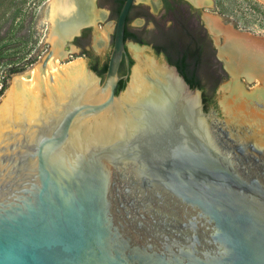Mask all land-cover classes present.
Instances as JSON below:
<instances>
[{
  "label": "water",
  "instance_id": "obj_1",
  "mask_svg": "<svg viewBox=\"0 0 264 264\" xmlns=\"http://www.w3.org/2000/svg\"><path fill=\"white\" fill-rule=\"evenodd\" d=\"M136 1L120 10L103 76L50 51L12 79L0 103V264H264V172L252 170L264 156V109L236 94L263 88L253 76L264 55L226 37L224 64L247 78L208 113L203 91L166 58L170 72L129 84ZM66 25L73 39L84 27Z\"/></svg>",
  "mask_w": 264,
  "mask_h": 264
},
{
  "label": "rangeland",
  "instance_id": "obj_2",
  "mask_svg": "<svg viewBox=\"0 0 264 264\" xmlns=\"http://www.w3.org/2000/svg\"><path fill=\"white\" fill-rule=\"evenodd\" d=\"M52 1L53 0H0V29L4 32L8 28H11L15 41L19 43V46L8 51V54H11V57L8 59L14 61L13 65L19 66L24 65V63L28 62L32 57L37 59L27 70L13 75L9 81V87L13 78L36 67L50 51H53L52 56L54 57L75 65L81 62L86 69L90 67L89 59L80 54L79 49H77L74 44V39L70 38L69 34H63L58 31L54 27V23L46 18V12ZM152 1H155V3H152ZM195 1L198 2V6H194L192 3V11L187 9V5H183V11L188 17L189 28L196 32L199 31L204 35V30L208 28L204 18L208 16L211 18L214 27L222 32L219 36L210 32L211 38L214 39L213 45L211 44L212 73L214 76L217 75V73L219 74V67L221 65L220 59L224 58L227 62L230 61V58L220 49L221 44L224 43L226 37H228L227 34H225L226 30L227 32H233L234 35H243L256 45H259L264 37L263 1L211 0L210 5L203 0ZM97 3L99 4V8L106 12L107 16L104 19H98L94 24H91L92 26L90 24L88 25V27H90V36L87 38L86 42L87 45L93 49L95 55H98L101 59H105L106 55L112 51L117 17H114L110 11L109 0H97ZM142 3H145L148 10L152 13L151 19L149 22H146L134 16L130 24L132 29L147 32V35L154 39L159 34L157 31L159 26L162 27V25H164L165 28H169L175 23L174 17H172V14L166 12L160 0L136 1L137 6H140ZM197 7H202L203 12L200 13V9ZM185 9L188 10V12ZM96 10L99 12L98 9ZM138 10L139 8L136 9V12ZM24 33L31 35L29 40L25 43L20 42L21 35ZM128 45L131 46L130 49L132 50L133 42L128 41ZM143 49L145 50V55L152 57L161 64L165 63V57L163 55H158L151 45ZM215 56L218 57V60H215ZM137 64L136 60H133V69L127 80L129 84L132 82L131 76ZM3 69L4 68L0 70ZM238 77L232 78L231 75H228L218 84L213 95L214 103L210 107L219 103L237 81ZM213 82L212 79V84ZM8 90L9 88L2 96L1 101Z\"/></svg>",
  "mask_w": 264,
  "mask_h": 264
},
{
  "label": "trees",
  "instance_id": "obj_3",
  "mask_svg": "<svg viewBox=\"0 0 264 264\" xmlns=\"http://www.w3.org/2000/svg\"><path fill=\"white\" fill-rule=\"evenodd\" d=\"M124 2L125 0H117V15H119ZM164 2L167 13H171L174 17L175 25L168 29L163 28V30L156 37V40H158V42L154 44V49L158 54L163 53L171 64L178 67L181 74L185 76L187 81L192 82L193 74L191 71V66L193 65V62L194 65H197L200 61V58L203 56V52L205 51V44L201 36H199L200 34L194 30H191L188 26V17L183 11V5L187 4L186 1L164 0ZM187 7L188 10L192 11L191 6L187 5ZM188 10L186 11L188 12ZM12 34L13 31L11 28H8L4 32H2L0 29V69L4 68L3 70H0V102L2 96L9 88V81L12 76L24 72L37 60L35 57H32L28 60V62H25L24 65H13L14 61H10V59H8L11 57V54H8V51L19 46V43L15 41ZM132 34L133 33L129 29H127L126 39L130 38L131 36L134 37V34ZM30 37V34L24 33L21 35L20 42L25 43L29 40ZM134 38L140 44H151L150 41H146L140 36H135ZM210 54L212 56V48L210 50ZM132 64L133 60H131V65ZM92 67L100 75L103 76L107 71L108 62L104 64V66H100L99 63H93ZM125 72L126 66L125 62H123L120 74H125ZM222 80L223 78H221L220 76H218L216 79H213L214 82L212 84V89L214 91ZM125 85L126 80L121 81L119 86L117 87V93L124 89Z\"/></svg>",
  "mask_w": 264,
  "mask_h": 264
},
{
  "label": "flooded vegetation",
  "instance_id": "obj_4",
  "mask_svg": "<svg viewBox=\"0 0 264 264\" xmlns=\"http://www.w3.org/2000/svg\"><path fill=\"white\" fill-rule=\"evenodd\" d=\"M143 1H148V0H143ZM184 1H186V3H187L186 5L191 6L193 8V6H192L193 4H192V2H190V0H184ZM160 2H161V4H163V7L165 8V10L167 12L164 0H160ZM152 3H155V1H152ZM109 7H110V11L113 14V16L117 17V20H118V16L119 15H117V12H116L117 7H118L117 0H109ZM137 8H139V10L136 12ZM96 9H98L100 12L104 13V15H105L104 18H106V16H107L106 12H104L102 9L99 8V4L98 3H97V8ZM199 12L201 13L203 11L200 9ZM134 16H137L138 18H140V19H142V20H144L146 22L150 21L152 13L148 10V8L146 7L145 3H142L140 6H137L136 3L133 5V7L131 9V12L129 14V17H128L126 30L129 29L134 34V37L135 36H140L144 40L150 41L151 44H145V45H151L153 47V49H154V44L158 42V40H156V38L152 39L151 37H149L147 35V32H143V31H139V30L131 28L130 24H131V21H132ZM172 17H173V15H172ZM95 22L96 21L90 23V25L94 24ZM88 25L89 24L84 25V27L82 29V32L80 34L76 35V37L74 38V44L77 47V49H79L80 54L83 55V56H86L89 59L91 68H93L92 67L93 63H99L100 66H104V64H106L109 61L111 53L107 54L105 59H101L98 55H95L93 53V49L91 47H89V45H87V42H86L87 38H89V36H90V34H89L90 27H88ZM174 25H175V23L172 24V26H174ZM172 26H170V27H172ZM163 28L164 29H168V28H165L164 25H162V27L159 26L157 28L158 33H160L163 30ZM197 32L200 34L199 36H201V38H202V40H203V42L205 44L204 45L205 51L203 52V56L200 58V61L198 62L197 65H194V62H193V65L191 66V71H192V74H193V81L189 82V83L193 87H199L203 91V97H204V102H205L204 109L208 113V112H211V108L212 107H210V106L214 103V97H213V95H214L213 91L214 90L212 89V79H216L218 76H220L224 80L228 75H230V72H229L228 68L226 67V65L224 64V60L220 59L221 60V65L219 67V74L216 72L217 75L214 76V74L212 73V56L210 54V50H211L210 47H211V44L213 45L214 39L211 38V33L209 32L208 28H206L204 30V35L201 34L199 31H197ZM114 35H115V32H114ZM236 36L243 39L242 44H241L242 48L248 49V47H249L248 44H251V45H253L254 49L258 53L264 55V49L260 48V46L256 45L254 42L250 41V39H247L243 35H240V36L236 35ZM134 37L131 36L130 38L126 39L127 45H128V41H131L133 43H139V42H137L135 40ZM113 44H114V37H113ZM154 51H155V49H154ZM158 55H163L166 58V56L163 53L158 54ZM129 57H130V63H131V60H134V59L132 58L131 55H129ZM214 58H215V60H218V57L215 56ZM123 62H125L126 72H125V74L121 73V76H125L127 74V72H128L126 59H124ZM123 62H122V64H123ZM122 64H121V67H122ZM229 65H231V68H235L236 67L232 63H229ZM258 67H260V66H258ZM261 68L263 69V72H261V73H259L257 75H254L253 79H255L256 77H261V78L264 77V66L261 67ZM120 70H121V68H120ZM238 70H239V74L241 75V77L243 79L247 78V76L244 73L242 68L239 67ZM121 81H123V79ZM241 93H245V92H244V90H241V88H239L237 90V92H236V94L238 96L237 97V100H238L237 102H240L243 99H245V101L249 102V105H250V107H247L248 110H250L252 107H258V109H260V108L264 109V86H263L262 89L258 90L256 93L252 94V96H249L247 94H244V96H241ZM227 108H229V107H227ZM257 111H259V110H257ZM243 117L246 118L247 116H243ZM221 126H223V125H221ZM226 142L228 143V141H226ZM231 144H232V146H234L236 148V150L240 151L241 147L239 145H237L236 143H234V144L231 143ZM249 147L251 149L254 148L253 145H250ZM243 153H244V151H241V154H243ZM248 154H249V158L255 161L253 153H248ZM247 157H248V155H243V160L247 159ZM254 167L255 168L252 169V170L256 169L257 172L258 171L264 172V156H261L259 162L256 165H254Z\"/></svg>",
  "mask_w": 264,
  "mask_h": 264
},
{
  "label": "bare ground",
  "instance_id": "obj_5",
  "mask_svg": "<svg viewBox=\"0 0 264 264\" xmlns=\"http://www.w3.org/2000/svg\"><path fill=\"white\" fill-rule=\"evenodd\" d=\"M203 1L208 5L211 4V0ZM104 17V13L98 12L93 6V0H53L46 12V18L54 23V27L58 31L62 32L61 22H66L65 31L67 33H75L81 26L90 24L98 19H104ZM225 34H227L228 39L234 41L235 45H239L242 48V38L237 37L233 32H227V30ZM132 52L137 58L138 64L134 69L131 83L159 72H170L164 66L160 65L158 61L145 55L143 48L133 46ZM78 66L85 68L81 62H79ZM229 66L231 67V65ZM148 72H150V75H147Z\"/></svg>",
  "mask_w": 264,
  "mask_h": 264
}]
</instances>
